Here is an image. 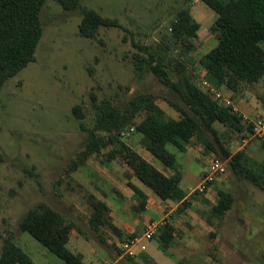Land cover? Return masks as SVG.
I'll list each match as a JSON object with an SVG mask.
<instances>
[{"label":"rangeland","instance_id":"rangeland-1","mask_svg":"<svg viewBox=\"0 0 264 264\" xmlns=\"http://www.w3.org/2000/svg\"><path fill=\"white\" fill-rule=\"evenodd\" d=\"M74 1L104 17L117 19L122 27L100 26L94 37L85 36L80 31V8L66 10L57 1L47 0L41 12L43 36L37 60L8 79L0 92V255L4 239L13 236L37 264H68L20 229L22 218L40 202L53 206L76 223V236L83 237L95 249L86 258L88 264L113 262L120 254L119 239L111 236L110 230L96 231L90 226L89 193L104 197L118 221L134 230L130 229L125 239L142 235L147 226L143 223L144 208L138 204L141 197L126 184L120 163L94 154L85 164L67 172L85 149V129L94 125L96 105L108 101L124 107L131 98L151 93L168 118L178 115L164 99L180 101L174 90L152 72L137 71L133 58L137 50L132 40L148 46L167 42L178 54L181 46L174 41L171 27L177 12L187 7L203 26L196 49L177 57L197 82L205 78L200 72V59L215 43L211 27L217 13L203 0ZM170 74L173 79L178 78L176 72ZM211 83L224 94L230 93L227 86L220 88ZM75 106L81 107L82 118L73 112ZM144 116L145 112L136 118L137 122ZM216 126L232 153L243 151L253 161L250 166L264 168V137L241 136L220 123ZM129 128L121 138L155 165L164 166L143 149L142 135L136 126L134 131ZM244 137H248L246 143ZM193 139L194 146L205 147ZM204 154V163L193 161L184 168L191 179L200 170L206 172L210 160L218 157L209 150ZM224 162L226 173L207 192L195 189L187 199L186 209L181 210L180 203L165 204V214L170 213L168 224L174 228L172 244L165 245L157 235L146 242V251L135 258L125 257L119 264H264V190L235 174L229 159ZM219 189L233 193L234 203L222 221L214 218L210 223L207 218ZM75 239L71 247L76 246Z\"/></svg>","mask_w":264,"mask_h":264},{"label":"trees","instance_id":"trees-1","mask_svg":"<svg viewBox=\"0 0 264 264\" xmlns=\"http://www.w3.org/2000/svg\"><path fill=\"white\" fill-rule=\"evenodd\" d=\"M47 0H0V92L8 79L20 73L29 63L37 60V49L43 36L41 12ZM66 10L80 8L83 19L80 31L94 37L100 26L122 27L117 19L104 17L97 11L81 6L74 0H55ZM216 13L212 25L215 43L200 59V72L217 86L225 85L237 90L243 83H254L264 77V0H203ZM201 23L187 7H182L172 24V37L181 46L174 54L172 46L161 43L148 46L132 40L136 52L134 65L140 74L152 72L169 88L174 90L180 101L164 98L178 112L168 118L165 110L151 93H141L131 98L124 107L105 101L96 105V120L84 141L85 149L67 172L85 164L94 154L107 161H117L124 167L127 184L142 198L145 206L147 195L131 179L136 177L150 187L164 201L180 203L181 210L188 207V197L181 187L182 172L177 167V157L169 150L172 144L183 150L181 143H190L197 138L205 144L206 151H213L221 159H229L232 171L264 190V168L250 166L253 161L243 152L232 153L222 141L217 123L230 128L241 136L252 133L243 116L214 100L204 92L186 64L177 57L195 50ZM176 72L178 78L171 77ZM80 106L73 112L83 117ZM145 112L144 118H136ZM142 135L140 144L164 166L171 169L166 173L144 158L136 149L121 138V133L130 126ZM106 150V151H105ZM91 206L89 224L96 231L110 230L125 239L123 231L113 222L110 205L94 193L88 194ZM209 204V200H205ZM234 203V195L224 189L218 190L216 203H211L207 220L222 221ZM22 232L30 233L44 247L58 255L68 264H85L82 254L69 247L71 231L77 228L53 206L40 202L30 208L20 222ZM79 229V228H78ZM172 225H165L158 234L160 241L170 245L174 240ZM133 236V235H132ZM120 247V245H119ZM0 264H37L36 261L15 241L13 236L4 239Z\"/></svg>","mask_w":264,"mask_h":264},{"label":"crops","instance_id":"crops-1","mask_svg":"<svg viewBox=\"0 0 264 264\" xmlns=\"http://www.w3.org/2000/svg\"><path fill=\"white\" fill-rule=\"evenodd\" d=\"M198 21L200 23H202L201 20H198ZM226 96H228L232 99L233 104L238 108V113H240L242 116L247 115L250 117H256L258 115L264 114V77L262 79H260L259 81L254 82V83H243V84H241V86L237 90L230 89V93L227 94ZM193 140L194 139H192L190 143H185V142L181 141V143L184 146L183 150L179 149L175 145H172V144L168 145L169 150L172 151L177 157V167L182 172L181 187L186 192L187 197H189L192 194V192L200 185V183L202 181V177H203L205 172L200 170L196 174L195 178L191 179L190 177H188V175H186L184 168H186L193 161L204 163V160H206V158H207V156L204 154L206 152L205 147L201 146L200 148H198V147L194 146L192 144ZM170 147H172L174 149L171 150ZM196 149L201 150V151L197 152ZM177 155H179V159H178ZM142 156L144 158H146L148 161H150L151 163H153L151 161V159H149V157H147L145 155H142ZM155 166H157V165H155ZM157 167L166 173H169V174L173 173L171 171V169L167 168L166 166H157ZM123 171H124V169H123ZM131 181L136 186H138L147 195V200H146L145 206L143 207L144 208L143 210L145 213L144 215H142L144 217L143 223H146V225H147L148 222L152 219H160V218L164 217L166 215L165 214V204H170L171 201H164V200L160 199L158 196L154 195L151 191L145 189L137 181L136 177H133L131 179ZM126 184H127V181H126ZM96 196L108 203V201L104 197H102L101 195H96ZM140 199H141L140 200V202H141L142 198H140ZM137 201H138V199L136 198V202ZM140 202H138V204ZM216 202H217V200L214 201V203H216ZM111 217H112L113 222L123 231L124 236L130 232V229H132V228H130L129 224L127 226H125L124 222H119L118 221L119 218H116L113 213H111ZM88 219H89V217H88ZM77 230H78L77 228H74L71 231L69 247L72 250H74L75 252L82 254L84 263L88 264L86 258H87V256H89V254H93L95 249H91L89 246V243L87 242V240H84L83 237L76 236ZM131 231L133 232L134 230L132 229ZM110 234H111V236H114L115 238L119 239V237H117L112 232ZM73 237L76 238L75 242H74V245H76V246L71 247L70 245H72L71 243H72ZM83 240L86 242H84ZM111 243H112V241H111ZM112 255L116 256V253L112 252Z\"/></svg>","mask_w":264,"mask_h":264},{"label":"built area","instance_id":"built-area-1","mask_svg":"<svg viewBox=\"0 0 264 264\" xmlns=\"http://www.w3.org/2000/svg\"><path fill=\"white\" fill-rule=\"evenodd\" d=\"M199 87L206 93L210 94L214 100L218 101L219 104L231 107L234 112H238V108L233 104V101L230 97L226 96L219 88H217L213 83L208 81L205 78H201L198 82ZM243 119L251 125L252 136L264 137V114L258 115L256 117L243 116ZM130 130L134 131L135 126H131ZM126 130L122 131L121 134L125 135ZM248 137L243 138V142L246 143ZM227 171V164L224 162V159L215 157L212 158L208 164V169L202 177L200 185L196 188V191L207 192L211 184L215 183L223 174ZM170 213L160 219H153L148 222L145 227L142 235L130 236L124 239L119 248V257L111 262L105 261L103 264H119L120 261L125 258H135L139 252H144L147 250V241H151L157 236L161 229L168 224V217Z\"/></svg>","mask_w":264,"mask_h":264}]
</instances>
